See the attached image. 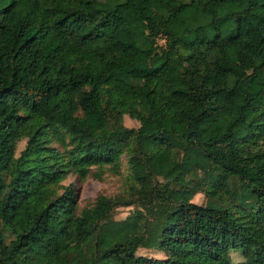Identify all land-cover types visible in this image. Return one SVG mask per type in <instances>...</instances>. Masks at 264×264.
Segmentation results:
<instances>
[{"label":"trees","instance_id":"trees-1","mask_svg":"<svg viewBox=\"0 0 264 264\" xmlns=\"http://www.w3.org/2000/svg\"><path fill=\"white\" fill-rule=\"evenodd\" d=\"M123 152L77 210L61 181ZM53 258L264 264V0H0V264Z\"/></svg>","mask_w":264,"mask_h":264},{"label":"rangeland","instance_id":"rangeland-1","mask_svg":"<svg viewBox=\"0 0 264 264\" xmlns=\"http://www.w3.org/2000/svg\"><path fill=\"white\" fill-rule=\"evenodd\" d=\"M158 44H162L161 39H157ZM99 120L98 114L90 113V121L92 123ZM122 124L128 128L136 129L139 125L138 120L131 118L124 114L122 116ZM155 118H149L145 123L146 132H151L156 128ZM25 139L21 138L16 141L14 156H17L19 151L23 148ZM127 156L123 152L119 155V158L114 166L104 164L100 166H90L85 176L80 178L74 174H68L62 181L61 184L71 183L77 193V210L89 206L97 195L115 198L124 197L127 188V176L128 166L126 163ZM193 203L203 205L206 201V197L203 193H196L191 198ZM133 209V206H118L115 207L111 216L113 219H122ZM2 235L4 241H8L10 236L7 231L3 230ZM136 254L145 256L161 258L163 254L156 251L155 249H137ZM230 259L233 263L240 262L241 256L237 251H231L229 253ZM51 264H61L57 259L53 258Z\"/></svg>","mask_w":264,"mask_h":264}]
</instances>
